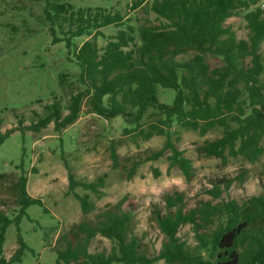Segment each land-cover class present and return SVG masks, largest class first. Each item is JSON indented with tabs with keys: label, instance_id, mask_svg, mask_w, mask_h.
<instances>
[{
	"label": "trees",
	"instance_id": "trees-1",
	"mask_svg": "<svg viewBox=\"0 0 264 264\" xmlns=\"http://www.w3.org/2000/svg\"><path fill=\"white\" fill-rule=\"evenodd\" d=\"M35 1L42 4L36 23L48 25L53 43L65 42L80 67L74 78L82 88L72 91L66 104L54 95L41 112H35L36 119L27 127L19 118V128L40 132L53 123L54 130L62 132L77 122L87 103L89 112L106 119L122 116L126 122L123 135L133 141L163 136L161 148L130 165L121 163L117 144L111 143L112 167L124 170L128 178L137 174L143 162L166 157L169 170L178 168L191 181L195 166L179 145L185 130L201 136L221 131L217 138L196 146L201 157L227 162L229 156H241L256 163L264 155V5L259 0H133L132 8H142L147 15L143 19L103 6L76 7L69 0ZM13 8L22 7L15 4ZM241 10L245 11L246 38H239L226 23ZM23 21L22 26L27 27V20ZM110 25L118 28L114 35L103 30ZM12 29L20 27L13 25ZM81 37L87 38L78 44ZM99 38L107 42L101 45ZM182 55L187 58H180ZM69 79L68 74L61 75L63 85ZM161 87L175 90L172 103L159 100ZM15 130L0 133V145ZM20 171L13 184L17 213L11 216L0 208V264L20 261L28 247L19 233V247L7 258L8 227L19 225L31 205H44L41 198L29 193L28 175L25 169ZM246 173L217 179L205 190L212 198L202 199L190 209L182 191L165 195L163 207L154 203L152 218L165 237L155 255L143 250L141 237L135 233V214L124 208L127 198L123 197L100 211L95 221L75 223L61 237L66 246L55 248L57 262L264 264V190L241 202L222 197L235 180L243 181ZM5 176L0 173V178ZM68 178V193L79 200L83 214L97 209L91 193L103 195V177L88 182L70 170ZM78 188L86 192L80 194ZM185 225H191L194 244L180 235ZM98 235L113 242L109 251L90 250Z\"/></svg>",
	"mask_w": 264,
	"mask_h": 264
},
{
	"label": "rangeland",
	"instance_id": "rangeland-1",
	"mask_svg": "<svg viewBox=\"0 0 264 264\" xmlns=\"http://www.w3.org/2000/svg\"><path fill=\"white\" fill-rule=\"evenodd\" d=\"M69 1L76 7L103 6L112 11L120 10L132 18L147 16L142 8H132L133 0ZM259 1L264 5V0ZM15 4L22 8L14 9ZM244 13L241 10L226 22L239 38H246L248 34ZM41 14L42 4L38 1L0 0V133L16 129L0 145V173L7 174L0 178V208L11 216L17 213L13 184L21 174V168L29 178V193L44 202V205H31L19 225L12 223L8 227L4 244L7 258L19 247V233L28 246L22 259L12 264H58L55 248L66 246L61 237L75 223L85 219L95 221L100 211L115 205L123 197L127 198L124 208L135 214V233L141 237L142 248L152 256L159 252L165 237L153 220L151 210L154 203L164 206L165 195L184 192L186 208L190 209L200 200L212 198L205 190L214 181L221 177H237L244 170H247L244 180H235L222 197L241 202L263 192L264 155L256 163L241 156H229L224 162L221 158L198 155L196 146L205 139L220 136L218 129L205 136L192 130L183 131L179 145L195 166V176L188 181L178 168L169 170L166 157L143 162L132 178H128L124 170L114 169L110 156L113 141L117 144L121 163L130 165L135 160H143L151 150L161 148L165 138L154 136L149 140L133 141L130 136L123 135L126 122L122 116L106 119L89 112L87 103L77 122L62 132H56L53 123L40 132L19 128V118H23L22 125L27 127L36 119L35 112H41L43 104L53 100L54 95L66 104L70 93L82 88L74 78L80 67L65 42L53 43L48 25L36 23V16ZM24 19L27 27L22 26ZM13 25L20 29L14 31ZM27 28L36 30L30 33ZM103 30L107 35H114L118 28L110 25ZM86 38H79L78 44ZM98 41L104 45L107 39L99 38ZM180 58L187 57L182 55ZM63 74L70 76L65 85L61 83ZM158 96L161 102L172 103L175 90L161 87ZM70 170L78 179L88 182L103 177L104 185L100 188L103 195L91 193L97 209L87 215L83 214L79 200L68 193ZM77 192L84 194L86 191L78 188ZM180 235L189 243H195L191 225L183 226ZM112 245L110 239L98 235L92 240L90 250L109 251Z\"/></svg>",
	"mask_w": 264,
	"mask_h": 264
}]
</instances>
